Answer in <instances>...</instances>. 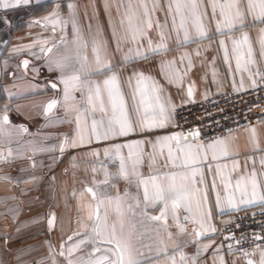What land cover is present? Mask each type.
<instances>
[{
	"label": "crops",
	"instance_id": "1",
	"mask_svg": "<svg viewBox=\"0 0 264 264\" xmlns=\"http://www.w3.org/2000/svg\"><path fill=\"white\" fill-rule=\"evenodd\" d=\"M145 2L151 8L152 0ZM179 2L187 5L191 0ZM228 2L216 0V15L213 17L210 0H197V11L206 13L203 23L207 36L204 38H197L189 9L183 8L182 11L189 17V39L184 41V31H173L172 17L166 16L169 0H160L162 10L155 13L153 21L159 20L164 24L167 20L164 30L167 50L148 53L147 59L135 58L133 52V59L123 65H120L123 53H127L129 48L135 49L136 45L125 43L122 52H115L113 26L117 34L121 35L120 20L124 18L130 3L133 12L142 13L140 0H108L107 12L105 0H39V3L32 0L27 6L0 9V103L8 104V109L4 106L0 108V264H53L54 261L55 264H67V249L82 238V235L73 234H90L91 228L97 223L103 227L105 214L106 231L110 234L115 227L122 239L130 237L140 264H171L168 259L170 256L176 257L177 264H192L193 257L196 258V264H248L249 260L253 264H260L264 246L243 253H226L217 232L220 225L228 222L237 211L264 205V200L259 199V196L251 198L253 179L257 192L264 194V121L227 132L207 142L193 135L195 131L175 129L173 122L174 108L178 105L229 88L243 90L253 87L264 78L261 46L264 23L247 14L246 5L242 3L241 8L245 10L243 24L236 21L234 27L227 28L220 16V6ZM69 3L75 5L71 11L67 7ZM57 5H60L59 9ZM54 11H58L60 21L56 24L52 23L57 19L52 16ZM228 12L229 9L225 7V13ZM45 17L50 19L45 21ZM73 19L76 29L73 28ZM218 20L222 22V32L219 33L216 31ZM11 31L12 39L5 44L6 35ZM159 31L155 24L147 31V37L141 41L142 52L147 53L148 37L152 40V47L160 43ZM245 35L248 37L247 43L243 41ZM93 37L108 41L113 54L112 63L119 65L115 71L129 107L130 119H139L133 107L139 97L136 101L132 97L135 78L129 86V77L134 72L143 73L151 77L149 83H156L160 103L169 114V119L163 128L141 131L136 127L126 136L109 135L107 139L97 140L91 131L92 120L103 121L102 126L98 123L101 133L108 127V117L99 110L97 104L96 112L82 117L86 128L85 143L75 148L66 146L61 153L60 145L65 140H78L75 122L78 113L75 109L87 107V90L84 89L83 93L73 90V82H70L69 99L65 101L64 84L60 77H67L72 74L73 68H79L78 53L88 57L90 69L96 67L92 53ZM233 40L239 42L236 50ZM220 41H224L223 46ZM48 48L52 51L45 55ZM249 48L254 63H248ZM238 56L241 62L239 70L236 66ZM21 57L28 60L25 69L20 67ZM58 62L67 67L62 71L57 67ZM106 75L111 73L94 75L90 79L101 82L104 105L108 115H111V105L102 86ZM49 81L56 83L57 87L52 88ZM189 88L192 89L191 96L188 94ZM52 100H57V105L51 111H46ZM152 106L155 107L154 101ZM4 115L8 116L7 124L2 121ZM21 125L27 131H23ZM176 134L182 135L177 140L157 141V137ZM89 138L91 142H87ZM217 140H223L224 144H217L215 150L207 148V145ZM134 141L143 143L134 147L131 154L127 147L117 152L116 145H127ZM224 147L227 148V155L222 152ZM214 152L216 159H213ZM121 157L129 179L120 176ZM134 167L138 173L136 176L131 174ZM194 169L199 171L194 177L195 183H192ZM173 174L178 184L183 183L187 187L193 211L189 213L182 205L176 209L179 217L177 221L173 218L169 204L166 218L151 220L150 217L160 215L163 204H146L144 185L140 180L149 181L151 195L152 177H159L158 183L167 184ZM106 179L107 183H103ZM238 180L241 181V189H247L249 195L245 199L249 202L241 203V191L236 187ZM225 184L229 185L227 189ZM88 187L104 199L99 208V222L95 219L99 201L85 191ZM217 194L220 197L219 205L216 203ZM229 195L233 197V205L229 204ZM197 201L200 202L199 210ZM209 210L211 218L205 215L203 225L207 231L197 237L194 230L202 231V228L196 221L201 219V212ZM145 211L147 215L143 214ZM53 213L56 217L55 226L50 230L47 221ZM90 213L91 220L88 218ZM185 216L189 217L188 221L184 220ZM178 224L187 231L180 233ZM213 228L215 231H212ZM168 232L172 233L171 240L168 239ZM69 236H73L72 241L68 240ZM62 243L64 256L59 254ZM165 244L167 251H160ZM205 244L210 245L206 251L202 248ZM175 245H179V248ZM93 246L82 245L71 259L87 258ZM95 246L100 247L101 252L96 253L94 258L104 255L105 249L114 248V245L107 244ZM180 252L185 254L186 261L180 260Z\"/></svg>",
	"mask_w": 264,
	"mask_h": 264
},
{
	"label": "snow or ice",
	"instance_id": "2",
	"mask_svg": "<svg viewBox=\"0 0 264 264\" xmlns=\"http://www.w3.org/2000/svg\"><path fill=\"white\" fill-rule=\"evenodd\" d=\"M32 2V0H0V9H8V8H17L21 6H27ZM211 7H212V15L215 17L216 15V0H210ZM37 3H39V0H37ZM244 3L246 5V12L247 14L253 15L254 19L259 20L261 23H264V0H258V3L256 0H229V2L226 5H221L220 10V16L223 18V24L227 28L231 29L234 27L235 22L239 21L241 24H243V20L245 17V10H242L241 5ZM174 5V10H173ZM143 11L142 13H137L132 11V5L131 3L128 6V9L126 10L124 14V18L120 20V29L122 30V34L118 35L115 27L113 26V40L115 41L116 47L115 52H122V45L125 43H130L136 45L135 49L129 48L127 53H123L122 60L120 61V65L126 64L130 60L133 59V52L135 53V58H148V53L156 52L157 50H167L166 45L164 44L165 40V28L167 26V20H165L164 24H161L159 20L153 21V16L158 10L161 9L160 0H152V6L149 8L148 3L145 2V0H140L139 5ZM60 5H57V9H59ZM68 9L71 11L75 8V5L72 3L67 4ZM199 5L197 3V0H191L190 4L182 5L179 0H169L166 16L172 17V30L176 31L177 33L182 29L184 31V41H188L189 39V30L187 27L188 23V16L185 15V13L182 11L183 8H188L190 16L192 18L193 24L195 26L196 36L197 38H204L207 36V31L205 28V25L203 23V17L206 15V13H199L197 11ZM225 7L229 9V12L225 13ZM109 9L108 0H105V11L107 12ZM258 9V11H257ZM234 10V12L232 11ZM119 11V9H118ZM52 16L57 17L56 20H53L52 23L56 24L59 23V17H58V11H54L52 13ZM177 16L179 17V23L177 24ZM50 17H45L44 20L48 21ZM7 23V21H4ZM34 23H40V21H34ZM110 26L112 25V20H109ZM73 28L76 29V22L73 19L72 21ZM155 24V27L158 28L159 36H160V43L154 48L152 47V40L150 37H148V50L146 52H142L140 49L143 47L141 41L144 40L147 37V31L152 29ZM91 27V26H90ZM216 31L222 32V22L217 21L216 23ZM78 32V30H77ZM264 32V30H262ZM99 30L97 35H99ZM77 39L79 40V34L77 35ZM243 41L247 43L248 37L245 35L243 37ZM221 46H223L224 41H220ZM234 50H236L239 47V42L236 40H233ZM262 46V55H264V39L261 41ZM86 47V45H84ZM52 51L51 48H48L45 52V55L50 53ZM92 53H93V59L96 67L94 69H90L88 66V57L86 55L80 56L78 53V63L79 68H73L72 74L65 77L61 76L60 80L61 83L64 84V99L67 101L69 99V83L73 82V90H78L83 93L84 89L87 90V96H86V103L87 107L80 109L76 108L75 111L78 113L75 118V122L77 125V132L76 136L77 139H73L71 141L65 140L64 143L60 145V152L63 153L65 151V147H78L82 146L85 143V135L84 132L86 128L84 127L82 123V117L85 114H92L96 112L97 110V104L99 105V110L104 113L108 117V127L107 129L101 133L98 131V123L102 126L103 121L98 122L97 120H92V127L91 131L95 135V138L97 140L100 139H107L109 138V135L112 136H126L129 133L135 131L136 127H139L141 131H151L155 128H163L166 124V122L169 119V114L166 112L164 106L160 103L161 97L159 95V88L156 85L155 82H151V77L145 76L143 73H133L132 77H129V86H131V81L133 78H135V87L132 92L133 100H137V96L139 97L138 102L134 103L133 107L135 112L138 114L139 119L137 121H133L130 119V113H129V107L126 104L124 94L121 91V86L119 82V76L117 75V72L115 69L119 67V65H114L112 63L111 56L113 55L110 52V47L108 44V41L104 40L103 38L97 39L96 37H93L92 40ZM251 48H249L248 56L249 60L248 63H254V61L251 60ZM225 60H227V52L225 53ZM24 67L27 68L28 61L25 60L23 62ZM237 70L241 67L240 57H237L236 61ZM57 67H59L62 71L65 67H67L66 64L63 63H57ZM105 73H111V75H106L105 78L102 81L103 91L107 93L108 102L111 105V115H108V112L104 105V99L102 97V87L101 82L99 81H92L90 77L94 75H105ZM83 77V80H82ZM255 83V82H253ZM52 88H56L57 85L53 83ZM189 96L192 95V89L189 88L188 90ZM153 101L155 102V107H153ZM57 100H52L48 103L46 111H51L56 105ZM142 112V114H141ZM3 123L7 124L9 122L8 116L4 115L2 117ZM23 131H27L26 128H24L22 125L20 126ZM253 131V136L255 137V129ZM182 134H176L172 136H164V137H157V141H171V140H177L179 136ZM193 135H198V133H194ZM87 142H91V139L89 138ZM143 141H134L132 143H129L127 145H116L115 148L117 152H119L120 148L127 147L131 150L134 147H137L141 145ZM217 144L223 145V140H217L213 143H210L207 145V148L215 150ZM200 147H203L201 145ZM107 149L105 152L107 153ZM222 152L224 155H227V148L224 147L222 149ZM95 154V153H94ZM9 155H11V152L9 151ZM169 158L171 159V151H169ZM213 159H216L215 152L213 153ZM139 162L138 160L136 161ZM193 162H196L195 160ZM262 163H264V160H262ZM187 164V161L185 162ZM198 169H194L192 172V183H195L194 177L198 173ZM133 176L138 175L136 172L135 167L132 170L131 173ZM107 175V174H106ZM255 173H253V176ZM120 176H122L125 179H129V174L125 170L124 163H123V157H121V166H120ZM159 177H152V193L149 194V181L141 179L140 183L144 185V200L146 204L156 205L157 203H162L163 208L161 209L159 216H152L150 217L151 220H161L162 218H166V214L169 208V204L171 205V208L173 210V218L177 221L179 220V217L176 215V209L180 208L182 205L186 208V210L189 213H192L193 209L191 207L190 199H189V192L185 184L183 183H177L176 182V176L173 174L171 177H169V182L167 184H161L157 181L159 180ZM202 182V180H201ZM103 183H107V179L103 181ZM229 185L225 184V189H227ZM237 189H240L241 191V203L249 202L245 198L248 197V191L246 188L241 189V181L238 180L236 182ZM213 188H215V184H213ZM85 191L89 194H91L92 198L94 200H98V204L96 206L95 211V219L96 221H101L99 208L100 205L104 203V199L101 197H98L97 192L94 191L93 188L88 187L85 189ZM199 191V189H197ZM127 195V193H125ZM257 196H259V199L264 200V194H260L257 192V185L255 182V179L252 181V192H251V198L255 199ZM228 201L230 205L234 204L233 197L229 195ZM204 202H207V196L205 194L204 196ZM216 203L219 205L220 203V197L219 194H217L216 197ZM131 207V206H130ZM120 204L119 199L117 202V209L119 210ZM197 209H200V202L197 201ZM144 215H147L146 211L143 213ZM207 216L208 219L211 218V212L210 210L206 213L201 212V219L199 221H196L197 223H200L202 231H195L194 235L197 237H200L204 234V231H207V229H204V216ZM90 220L92 219V214H89L88 217ZM55 214H51L50 218L48 219V227L51 230L55 226ZM189 217L185 216L184 220L188 221ZM103 223V227L101 226V223L94 224L91 228L90 234H81L79 232L74 233V236H81L82 238L78 240L77 242L73 243L68 249H67V264H140V261L136 258V254H134L133 246L131 243V238L122 239L120 236L117 235L115 227H113L111 233L109 234L106 231L107 226V214H105V218ZM166 223V220H165ZM19 231V229H18ZM165 231H167V227L165 228ZM178 231L180 233H185L187 229L185 227L179 226L178 224ZM212 231H215L213 228ZM172 233L168 232V239L171 240ZM259 239V237H257ZM69 241L73 240V236L68 237ZM161 243H164V241H161ZM85 244H93L92 251L88 254L87 258L80 257L77 260L71 259L73 254L81 249L82 245ZM96 244H107V245H114V248H107L104 250V255H101L99 257H95L96 253L101 252L100 247H96ZM174 247L179 248V245H175ZM210 247V245L205 244L202 246L203 250H207ZM51 248V246H50ZM64 244H61V252L59 253L60 256H64L65 252L63 251ZM160 251L166 252L167 251V244H165L164 248H162ZM200 249L197 251V256L199 255ZM219 251V249H217ZM108 253H111V255H108ZM247 255V253H245ZM171 262V264H177L176 257L170 256L168 258ZM180 260L182 262L186 261L185 254L183 252H180ZM55 264V261L53 262ZM192 264H196V258H192ZM248 264H253L251 260L248 261ZM260 264H264V252L261 253V260Z\"/></svg>",
	"mask_w": 264,
	"mask_h": 264
},
{
	"label": "built area",
	"instance_id": "3",
	"mask_svg": "<svg viewBox=\"0 0 264 264\" xmlns=\"http://www.w3.org/2000/svg\"><path fill=\"white\" fill-rule=\"evenodd\" d=\"M174 109L175 129L195 131L201 141H210L264 121V78L253 87L229 88ZM217 234L226 253H243L264 246V205L237 211L220 225Z\"/></svg>",
	"mask_w": 264,
	"mask_h": 264
},
{
	"label": "flooded vegetation",
	"instance_id": "4",
	"mask_svg": "<svg viewBox=\"0 0 264 264\" xmlns=\"http://www.w3.org/2000/svg\"><path fill=\"white\" fill-rule=\"evenodd\" d=\"M24 18V17H23ZM22 18V19H23ZM12 34H13V32L11 31L9 34H7L6 36V39H5V44H8L9 42H10V40L12 39ZM8 55L10 56V57H14V55L13 54H11V53H8ZM25 60H27V59H25V58H22L21 57V59H20V61H19V64H20V67L21 68H23V69H25V67H24V64H23V62L25 61ZM28 61V60H27ZM0 76H1V74H0ZM0 80H1V77H0ZM54 82L53 81H49V85H52ZM56 84V83H55ZM2 88L0 87V96H1V93H2V90H1ZM9 102V100H7V103ZM10 103V102H9ZM4 106V108L6 107H8V104L6 105V103L4 104V103H0V108H2ZM8 109V108H7Z\"/></svg>",
	"mask_w": 264,
	"mask_h": 264
}]
</instances>
